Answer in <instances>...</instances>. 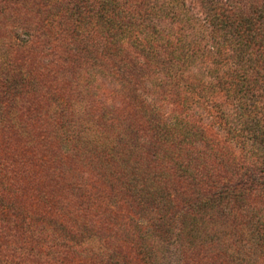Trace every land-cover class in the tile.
<instances>
[{"label":"trees","instance_id":"trees-1","mask_svg":"<svg viewBox=\"0 0 264 264\" xmlns=\"http://www.w3.org/2000/svg\"><path fill=\"white\" fill-rule=\"evenodd\" d=\"M246 5L241 0L41 4V44L58 46L77 67L83 62L72 68V77L88 75L87 84L98 86L91 94L104 91L98 77L111 85L105 87L119 102L114 111L120 116L110 123L101 151L129 178L126 191L141 201L146 190L165 195L170 209L165 236L177 238L173 246L179 252L173 264H195V246L210 251L213 236L228 264H264V3L256 1L252 11ZM144 80L173 118L159 112L162 105L142 107L147 143L135 147L131 112L139 111ZM136 154L150 169L132 161ZM134 173L145 177L141 191Z\"/></svg>","mask_w":264,"mask_h":264},{"label":"rangeland","instance_id":"rangeland-1","mask_svg":"<svg viewBox=\"0 0 264 264\" xmlns=\"http://www.w3.org/2000/svg\"><path fill=\"white\" fill-rule=\"evenodd\" d=\"M43 1L0 0V264H173L165 195L146 190L141 201L126 191L129 178L101 151L120 116L111 85L98 77L104 91L91 94L98 86L88 75L72 77L74 57L41 44ZM241 1L252 11L258 0ZM151 90L149 80L139 85V111L131 112L135 147L147 143L142 107L162 105L171 116ZM132 161L150 169L138 154ZM134 174L141 191L145 177ZM208 248L195 246V264H228L217 237Z\"/></svg>","mask_w":264,"mask_h":264}]
</instances>
